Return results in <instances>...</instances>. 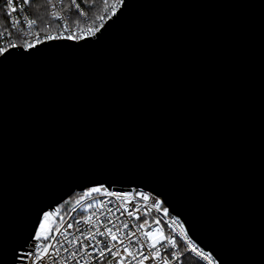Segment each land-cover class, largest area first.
Instances as JSON below:
<instances>
[{
    "label": "water",
    "instance_id": "1",
    "mask_svg": "<svg viewBox=\"0 0 264 264\" xmlns=\"http://www.w3.org/2000/svg\"><path fill=\"white\" fill-rule=\"evenodd\" d=\"M122 11L99 39L0 57V253L104 182L160 193L222 264H264V0Z\"/></svg>",
    "mask_w": 264,
    "mask_h": 264
},
{
    "label": "built area",
    "instance_id": "2",
    "mask_svg": "<svg viewBox=\"0 0 264 264\" xmlns=\"http://www.w3.org/2000/svg\"><path fill=\"white\" fill-rule=\"evenodd\" d=\"M46 3L49 21L44 23L43 28H40L30 10V4L23 5L22 0H17L14 5L17 11L13 12L12 8H8L3 2L9 30L0 33V48H9L12 45L27 47L29 43L37 44L48 40L49 36L58 38L70 36L73 40L84 39L90 36L89 29L98 27L111 16L110 9L114 0H108L104 4L103 11L95 22L89 21L83 5L77 9L70 4V0H50V2L46 0ZM29 20H35L36 23L29 24ZM110 188L113 191L130 193L129 199L108 196L103 192L82 199V194L64 216H60L55 208L50 210L52 214L46 220L45 230L41 233V236L47 237V240L32 239L30 242L35 246L32 249L34 252H39L45 244L51 246L48 251L52 255L44 261V264H53V257L55 264H94L91 256H84L83 253L85 250L94 253L96 249L92 245L102 248L103 244L98 242L110 239L106 231L109 228L113 230V234L123 240L124 246L130 247L131 251H136L143 244L142 250L148 254V241L144 233L150 232L157 237H172L178 241L175 251L179 259L172 260L170 264H182L186 255L192 256L202 264H208V261L203 260L198 254L200 250L209 252L208 250L197 243L196 250H191L186 244V240L191 236L185 237L188 231L180 218L177 222V216L171 212L170 215H165L163 208L166 206L163 205L157 210L151 200L144 201L137 195L138 189H143L145 192L151 191L141 187H131L128 190ZM89 204L91 207L88 206ZM140 225H143V228ZM101 232L104 233L103 236L99 235ZM132 233L135 235H131ZM93 234H96L95 239H93ZM163 243L167 247L168 242L163 241ZM26 251H29L28 246L20 253ZM163 251L164 248L158 244L156 253ZM73 252L77 254L75 260L72 258ZM165 259H167L166 256ZM21 264H33V260L26 258ZM146 264H163V261L159 255H156L155 259Z\"/></svg>",
    "mask_w": 264,
    "mask_h": 264
},
{
    "label": "snow or ice",
    "instance_id": "3",
    "mask_svg": "<svg viewBox=\"0 0 264 264\" xmlns=\"http://www.w3.org/2000/svg\"><path fill=\"white\" fill-rule=\"evenodd\" d=\"M4 2L8 8H12L13 12L17 11V8L14 6L17 0H4ZM30 2L31 0H22L23 5H29ZM105 2H107V0H105ZM70 4L74 5L77 9L82 6L80 0H70ZM125 7L126 0H114V3L111 5L110 9L111 17H109L108 19L111 20L112 17H115L118 20L119 17L123 14L122 10ZM35 23V20H29V24ZM113 23H115V20H113ZM105 27V24L101 23L98 27L89 29L90 36L85 38V43L90 38L99 39L97 33H100L101 29ZM48 39L50 41H56L58 40V37L49 36ZM66 39H71V37H66ZM11 47L17 48L18 46L12 45ZM35 47L36 45L32 43L27 44V49H34ZM8 54V48H0V57L6 60L8 58ZM101 192L108 196H115L117 198H123L125 200H128L130 197V193L128 192L113 191L108 184L104 182H96L92 186H89L85 190H83L82 199H87L93 194H100ZM137 195H139L140 198L144 201L151 200L153 206L157 210H159L166 203V201L162 199V195L160 193L145 192L143 189H138ZM63 203L67 204L68 200H64ZM77 203H79V201H77ZM88 206L91 207L90 204ZM57 207H59V205H57ZM51 208L52 206L50 205L49 209ZM49 209H42L38 214L37 219L34 222L36 227L34 228L33 239L39 240L43 238L47 240V237H42L41 233L45 230L44 221H46L52 214ZM163 210L165 215H170L171 210L169 208L164 207ZM129 215H131V213H129ZM177 222H179V217H177ZM125 227H127V225H125ZM140 227L143 228V225H140ZM106 231L107 236L110 239H105L98 242L99 244H103L102 248H99L96 245H92V247L96 249L94 253H89L87 252V250H85V252L83 253L84 256H91L94 264H146V262H150L151 260L155 259L156 255H159L161 257L163 264H170L172 260L179 259V256L175 251L178 247V241L173 239L172 237H157L150 232L144 233V236L148 241V254H145V252L142 250L144 247L143 244H141L140 248H138L136 251H131L129 246H124L123 240H120L118 235L113 234V230L111 228L107 229ZM99 235L103 236L104 233L101 232L99 233ZM131 235H135V233H132ZM95 236L96 234H93V239H95ZM185 237H189V233L186 232ZM163 241L168 242L167 247L164 246ZM158 244L164 248V251L162 253H156ZM186 244L190 246L191 250H196V242L194 239L188 238L186 240ZM34 247V245L29 243V251L17 253L15 250H13L11 257H7L6 254L0 253V264H21L23 259L26 258L32 259L33 264H44V261L50 255H52V253L48 251L49 247L51 246L45 244V246L41 248L39 252H34L32 250L34 249ZM198 254L203 258V260L208 261V264H213V261H215V264H222V262L212 252H204L203 250H200ZM76 255L77 254L75 252L72 253L73 260L76 259ZM165 256L167 257V259H165ZM109 257L111 259H109ZM53 264H55L54 257Z\"/></svg>",
    "mask_w": 264,
    "mask_h": 264
},
{
    "label": "trees",
    "instance_id": "4",
    "mask_svg": "<svg viewBox=\"0 0 264 264\" xmlns=\"http://www.w3.org/2000/svg\"><path fill=\"white\" fill-rule=\"evenodd\" d=\"M108 1V0H107ZM3 2L4 0H0V33L6 32L9 30V25L6 20L4 9H3ZM81 4L84 7L86 14L88 15L90 22H95L96 19L101 15L103 11L104 4L106 3L105 0H80ZM30 10L37 21V24L40 28H43L44 23L49 21V14L46 0H32L30 3ZM83 194V191H75L65 200H68L67 204H64L63 201L58 204L59 207H55L58 209L61 216H64L73 205L80 195ZM182 264H202L197 259L193 258L192 256L186 255L184 257V261Z\"/></svg>",
    "mask_w": 264,
    "mask_h": 264
},
{
    "label": "rangeland",
    "instance_id": "5",
    "mask_svg": "<svg viewBox=\"0 0 264 264\" xmlns=\"http://www.w3.org/2000/svg\"><path fill=\"white\" fill-rule=\"evenodd\" d=\"M103 1V0H102ZM81 196V195H80ZM57 212H58V214L61 216V214H60V212H59V210L57 209Z\"/></svg>",
    "mask_w": 264,
    "mask_h": 264
},
{
    "label": "bare ground",
    "instance_id": "6",
    "mask_svg": "<svg viewBox=\"0 0 264 264\" xmlns=\"http://www.w3.org/2000/svg\"><path fill=\"white\" fill-rule=\"evenodd\" d=\"M44 224L46 225V221H44Z\"/></svg>",
    "mask_w": 264,
    "mask_h": 264
}]
</instances>
